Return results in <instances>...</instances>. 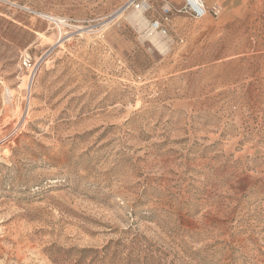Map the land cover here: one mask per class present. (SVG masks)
<instances>
[{
  "label": "rangeland",
  "instance_id": "obj_1",
  "mask_svg": "<svg viewBox=\"0 0 264 264\" xmlns=\"http://www.w3.org/2000/svg\"><path fill=\"white\" fill-rule=\"evenodd\" d=\"M133 1L0 0V264H264V0Z\"/></svg>",
  "mask_w": 264,
  "mask_h": 264
},
{
  "label": "built area",
  "instance_id": "obj_2",
  "mask_svg": "<svg viewBox=\"0 0 264 264\" xmlns=\"http://www.w3.org/2000/svg\"><path fill=\"white\" fill-rule=\"evenodd\" d=\"M132 4L135 5L139 11H146L150 7V0H134ZM164 10L167 14L179 12L187 13L194 18H202L209 13L218 16L221 13V6L217 3H208L207 0H183V2L177 6L166 5ZM149 27L153 31L162 30L166 32L159 19L152 20Z\"/></svg>",
  "mask_w": 264,
  "mask_h": 264
},
{
  "label": "bare ground",
  "instance_id": "obj_3",
  "mask_svg": "<svg viewBox=\"0 0 264 264\" xmlns=\"http://www.w3.org/2000/svg\"><path fill=\"white\" fill-rule=\"evenodd\" d=\"M140 13H142V12L139 11V10H138V12H134V13H133V19H135V21H138V22H140V23H143V22H144V17H143V15L140 14Z\"/></svg>",
  "mask_w": 264,
  "mask_h": 264
},
{
  "label": "crops",
  "instance_id": "obj_4",
  "mask_svg": "<svg viewBox=\"0 0 264 264\" xmlns=\"http://www.w3.org/2000/svg\"><path fill=\"white\" fill-rule=\"evenodd\" d=\"M176 2H181L180 0H174ZM216 0H207L208 3H212V2H215Z\"/></svg>",
  "mask_w": 264,
  "mask_h": 264
}]
</instances>
